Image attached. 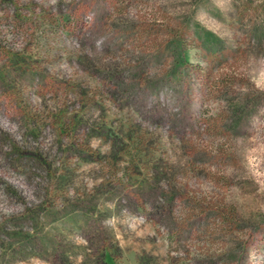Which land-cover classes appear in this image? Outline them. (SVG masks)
<instances>
[{
  "label": "rangeland",
  "instance_id": "1",
  "mask_svg": "<svg viewBox=\"0 0 264 264\" xmlns=\"http://www.w3.org/2000/svg\"><path fill=\"white\" fill-rule=\"evenodd\" d=\"M0 264H264V0H0Z\"/></svg>",
  "mask_w": 264,
  "mask_h": 264
}]
</instances>
